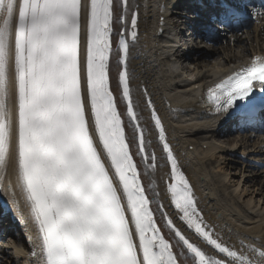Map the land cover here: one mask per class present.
Here are the masks:
<instances>
[{"label":"snow or ice","instance_id":"6c2138e0","mask_svg":"<svg viewBox=\"0 0 264 264\" xmlns=\"http://www.w3.org/2000/svg\"><path fill=\"white\" fill-rule=\"evenodd\" d=\"M121 3L127 7V0ZM113 9L114 0H0V166L10 154L14 156L38 225L44 264H178L173 248L181 242L192 255V264L236 260L264 264V250L252 249L259 259L238 254L214 238L204 224L190 185L177 172L151 101V118L176 181L168 190L171 203L182 214L179 219L232 259L207 257L175 225L163 204L150 207L130 152L136 141L126 138L109 84ZM82 15L87 35L83 61ZM120 19L127 22L126 17ZM130 24L119 40L124 64L119 85L127 117L139 128L137 154L155 166L156 156L149 157L144 144L127 71V38L137 35L135 14ZM253 81L260 83L264 97V59L254 58L249 67L209 88L207 100L217 110L239 108L242 119L255 118L257 110L264 109V100L254 101ZM157 211L178 237L175 245L161 234Z\"/></svg>","mask_w":264,"mask_h":264},{"label":"bare ground","instance_id":"6f19581e","mask_svg":"<svg viewBox=\"0 0 264 264\" xmlns=\"http://www.w3.org/2000/svg\"><path fill=\"white\" fill-rule=\"evenodd\" d=\"M160 3V0H128L127 7L122 10L117 0H114L117 13L112 23L114 45L109 70L117 104L122 111L124 106L119 99L117 83L118 51L115 50L117 32L122 26L118 24L117 18L123 13L127 18L125 25L128 26L132 14L137 17V35L128 42L127 71L131 77L133 104L139 127L143 129L147 153L149 157L153 154L156 156V165L150 166L142 154H137L136 142L130 144L141 181L149 198H152V207L156 209L163 204L175 225L195 241L207 257L232 259L218 253L179 219L181 214L171 203L168 190V186L174 182L171 166L162 151L158 130L151 118L148 103L151 101V107L161 119L167 142L177 161V172L190 185L204 224L214 233V238L225 246L238 254L243 253L245 257L259 259L252 249L264 250L261 248L264 245V137L257 139V136H262L260 134L252 137L216 134L215 128L224 122L222 116L228 111L223 108L220 112L210 114L216 107L205 106L202 99L207 98L209 88H214L216 84L249 67L254 58L264 59V11L252 17L253 24L246 21L239 29L218 34V41L207 52L185 59L187 63L179 70L172 62L176 49L174 37L172 39L167 32H156L154 25L153 15ZM86 46V20L82 15V61L86 59ZM251 87L255 94L261 90L257 81H253ZM241 103L244 102H237L238 105ZM8 106L11 111V91ZM125 128L128 141H136L135 125L128 122ZM0 198L15 210L27 236L24 246L13 239L12 242L21 247L19 249L10 247L11 241L0 244V252L7 257L5 263L0 264H44L38 225L27 194L20 185L18 166L12 154L5 165L0 166ZM156 215L162 235L172 240L173 231L161 218L159 211ZM31 249L37 251V256L28 259ZM174 253L179 261L192 264L193 258L187 256L180 246L174 247ZM233 264H242V261L236 260Z\"/></svg>","mask_w":264,"mask_h":264},{"label":"rangeland","instance_id":"374dc122","mask_svg":"<svg viewBox=\"0 0 264 264\" xmlns=\"http://www.w3.org/2000/svg\"><path fill=\"white\" fill-rule=\"evenodd\" d=\"M253 22H254V21L252 20L249 24H253ZM236 152H237V151H236Z\"/></svg>","mask_w":264,"mask_h":264}]
</instances>
